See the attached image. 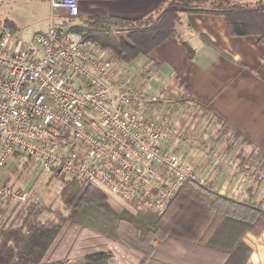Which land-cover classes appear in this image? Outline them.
<instances>
[{"label":"built area","instance_id":"2783aa9c","mask_svg":"<svg viewBox=\"0 0 264 264\" xmlns=\"http://www.w3.org/2000/svg\"><path fill=\"white\" fill-rule=\"evenodd\" d=\"M45 1V32L29 43L0 33V206L41 203L40 195L19 190L13 181L29 160L44 184L61 177L96 183L161 215L184 183H203L175 151L183 130L147 115L150 104L168 98L134 86L126 64L113 61L110 49L58 23L78 16L77 0ZM226 165L240 167L234 159ZM254 168H242L244 175L251 179Z\"/></svg>","mask_w":264,"mask_h":264},{"label":"trees","instance_id":"16d2710c","mask_svg":"<svg viewBox=\"0 0 264 264\" xmlns=\"http://www.w3.org/2000/svg\"><path fill=\"white\" fill-rule=\"evenodd\" d=\"M249 1L258 4L264 0H173L171 6L190 13L224 15L229 34L245 36L258 31L255 28H264V15L257 19L260 15L256 12L261 10L248 9ZM175 19L174 10L162 17L138 20L89 17L83 27L71 30L110 49L113 61L129 64L164 41L172 33ZM18 30L13 21H0V33L15 35ZM258 34L263 36L264 30ZM216 134L227 148H237V155L243 153L240 147L248 145L221 122ZM258 164L256 182L264 177L261 151ZM59 179L63 183L61 208L52 210L53 203L17 204L9 211L0 207V219L8 213L0 222V264H67V254L59 259V252L70 237L80 252L89 249L83 255L104 253L107 244H115L139 254L137 264L155 259L164 245L184 252L181 259L169 264H246L251 249L243 237H259L264 232V200H253L250 190L248 197L238 200L217 194L209 182L188 181L166 211L156 215L121 200L99 184ZM47 214L50 216L43 219ZM81 264L109 263L102 259Z\"/></svg>","mask_w":264,"mask_h":264},{"label":"crops","instance_id":"0c3cea01","mask_svg":"<svg viewBox=\"0 0 264 264\" xmlns=\"http://www.w3.org/2000/svg\"><path fill=\"white\" fill-rule=\"evenodd\" d=\"M0 1L1 4L13 1L25 7L46 5L50 18L45 0ZM171 1L77 0L78 16L63 18L58 23L65 28L83 27L89 17L138 20L162 17L174 10L172 33L147 55H138L131 63H125L128 78L134 86L140 84L151 93L161 91L168 97V101H161L164 106L150 104L147 115H158L183 130V139L175 151L190 164L199 181L209 182L214 192L234 199L232 193L243 178V191L238 200L251 192L253 200H263V181L246 177L242 165L228 167L226 163L239 160V156L234 149L233 155L219 150L215 142L224 144L216 134L221 122L248 142L244 155L253 149L258 161V153H264V35L258 34L264 28H255L258 31L250 35L231 36L224 15L190 13L172 7ZM247 7L261 10L256 12L260 15L257 19L263 17L264 1L258 4L249 1ZM48 26L39 33L45 32ZM192 110L194 117H191ZM218 156L222 162L214 165ZM242 241L251 249L246 264H264V232L259 237L246 234ZM183 253L164 245L159 247L156 258L145 264L174 263Z\"/></svg>","mask_w":264,"mask_h":264},{"label":"rangeland","instance_id":"374dc122","mask_svg":"<svg viewBox=\"0 0 264 264\" xmlns=\"http://www.w3.org/2000/svg\"><path fill=\"white\" fill-rule=\"evenodd\" d=\"M31 5H28L25 7L22 4L13 2V1H6L3 4H1L0 1V21L4 19H8L11 21H14L16 25L19 27L18 32L15 34V39L19 40L21 43H29L33 36L36 33H39L40 31H44L47 24H49V10L46 5H37L35 7H30ZM168 98V97H167ZM168 100V99H167ZM164 103L158 102L157 106H162ZM164 106V105H163ZM193 110L192 115L193 116ZM194 117V116H193ZM195 124V123H193ZM196 127V125L194 126ZM210 130V129H209ZM208 130V132H209ZM224 143V142H223ZM217 148L219 150H224V152L228 155H233V150H235L236 156L238 151L237 148H227V145L225 144H217ZM238 147V145H236ZM246 146L240 147V150L245 149ZM248 152H244L240 154L239 152V163L244 168L247 165H255L253 175L250 180L254 181L255 179V173L258 167V161L255 162V158L253 156V149ZM223 152V153H224ZM254 162V163H253ZM38 168L36 165L31 163L29 160L24 161L22 165L18 167V169L13 173V181H16V188L19 190H27L30 193H37V196L40 195L42 198L41 204H50L51 209L54 208H61V202L59 193L63 187V183L60 181V179H56L51 184L46 182L45 184L42 182V178L38 176ZM260 176V179L264 183V177ZM65 180H71L67 177H64ZM204 183V182H203ZM264 200V194L262 195ZM239 197V196H238ZM234 198V199H238ZM25 204H32V203H25ZM17 205V204H16ZM23 205V204H19ZM15 206V205H13ZM12 205L7 206H0L3 208H8V211L13 207ZM8 216V213H5L1 219L0 222H3L5 218ZM50 214L44 215L43 219L49 217ZM76 244L74 245V241H72L71 237L65 241L63 246L61 247V250L59 252V259L63 258L65 254H67L68 263L67 264H81L86 262H91L94 260H102L105 259L108 261L109 264H137L138 260L137 258L141 256L135 252L132 251H126L121 246L115 245V244H107L106 245V251L101 254H95V255H83L86 250H89L86 248L84 251L77 250ZM90 249H94L90 247ZM83 250V249H82ZM101 250V249H100ZM80 253H77V252ZM102 251V250H101ZM103 252V251H102Z\"/></svg>","mask_w":264,"mask_h":264}]
</instances>
